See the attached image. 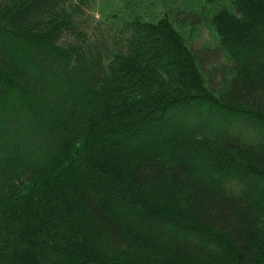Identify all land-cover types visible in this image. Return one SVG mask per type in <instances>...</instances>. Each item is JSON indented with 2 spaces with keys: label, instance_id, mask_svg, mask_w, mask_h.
Instances as JSON below:
<instances>
[{
  "label": "trees",
  "instance_id": "trees-1",
  "mask_svg": "<svg viewBox=\"0 0 264 264\" xmlns=\"http://www.w3.org/2000/svg\"><path fill=\"white\" fill-rule=\"evenodd\" d=\"M205 1L0 0V264H264V0Z\"/></svg>",
  "mask_w": 264,
  "mask_h": 264
},
{
  "label": "rangeland",
  "instance_id": "rangeland-1",
  "mask_svg": "<svg viewBox=\"0 0 264 264\" xmlns=\"http://www.w3.org/2000/svg\"><path fill=\"white\" fill-rule=\"evenodd\" d=\"M142 7L138 8L140 12H142L145 16L149 17L150 13H154L164 6L169 4L173 5V8L180 7L185 13H179V18L185 17L184 15H188L187 20L190 18H194L195 22L192 27H188L187 23H184L181 28L182 32L186 34L187 41L195 47L209 45L210 48L215 45L216 40L214 32L211 31L210 26L204 23L203 17H200L199 11L203 15H208L212 11V6L208 5L205 0H137ZM93 9L92 14L96 18H101L105 15H114V14H123L128 12L132 3L128 2V0H92ZM92 16V15H91ZM156 16V15H155ZM154 17V16H153ZM188 22V21H187ZM46 187H51V185H46ZM59 218L57 219V223L64 225V221H61ZM56 223V224H57ZM86 243V247L89 251H94L95 253H100L96 250L89 241ZM109 257L114 255L108 254ZM125 257L124 255L119 258Z\"/></svg>",
  "mask_w": 264,
  "mask_h": 264
}]
</instances>
